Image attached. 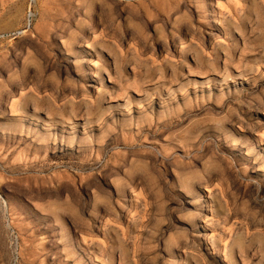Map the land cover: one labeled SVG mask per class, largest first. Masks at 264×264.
<instances>
[{"label": "rangeland", "instance_id": "obj_1", "mask_svg": "<svg viewBox=\"0 0 264 264\" xmlns=\"http://www.w3.org/2000/svg\"><path fill=\"white\" fill-rule=\"evenodd\" d=\"M263 151L264 0H0V264H264Z\"/></svg>", "mask_w": 264, "mask_h": 264}, {"label": "bare ground", "instance_id": "obj_2", "mask_svg": "<svg viewBox=\"0 0 264 264\" xmlns=\"http://www.w3.org/2000/svg\"><path fill=\"white\" fill-rule=\"evenodd\" d=\"M237 26V25H236ZM236 40V39H235ZM241 47V46H240ZM200 50V49H199ZM194 52V51H193ZM196 53V52H195ZM231 58V57H230ZM190 61V60H189ZM192 63V62H191ZM201 75V74H200ZM210 76V75H209ZM238 78H237V80H241V76H243V73H239L238 74ZM228 77V76H227ZM222 81H224V79H221ZM229 82V81H228ZM240 83V82H239ZM85 120V119H84ZM245 139V138H244ZM259 157V156H258ZM263 157H264V151H263ZM251 160V159H250ZM259 161V160H258ZM263 163V162H262ZM243 177V176H242ZM256 177H257V179H256V181H255V183L256 184H258L259 182L260 183H263V181H264V167L261 169V171H260V174L257 176L256 175ZM245 178V177H244ZM248 181H250L249 179L248 180H246V182H248ZM122 186V185H121ZM123 187H125V186H123ZM126 188H128V190H129V196L131 197V199L133 200L136 196H137V192H136V190H135V188L133 187V185H129V184H127V186H126ZM254 188V187H253ZM120 188H119V186L117 187V194H120L121 193V191L122 190H119ZM194 192H195V190H194ZM219 198L221 199V200H224L225 199V197H226V195H227V191L224 189V188H221L220 190H219ZM223 217H224V223H226L227 222V220H226V215H223ZM223 239V238H222ZM224 242V241H223ZM235 239H234V241H233V244H235ZM224 244V243H223ZM228 262H229V264H233L234 262H232V256L230 255V253H229V256H228Z\"/></svg>", "mask_w": 264, "mask_h": 264}]
</instances>
